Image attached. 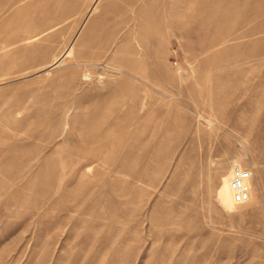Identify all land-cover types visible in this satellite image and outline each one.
Wrapping results in <instances>:
<instances>
[{
    "label": "rangeland",
    "instance_id": "1",
    "mask_svg": "<svg viewBox=\"0 0 264 264\" xmlns=\"http://www.w3.org/2000/svg\"><path fill=\"white\" fill-rule=\"evenodd\" d=\"M0 264H264V0H0Z\"/></svg>",
    "mask_w": 264,
    "mask_h": 264
},
{
    "label": "built area",
    "instance_id": "2",
    "mask_svg": "<svg viewBox=\"0 0 264 264\" xmlns=\"http://www.w3.org/2000/svg\"><path fill=\"white\" fill-rule=\"evenodd\" d=\"M231 172L228 186L231 189L232 201L237 204L247 203L250 199V187L247 182H249L252 172L248 167L239 166L235 163Z\"/></svg>",
    "mask_w": 264,
    "mask_h": 264
}]
</instances>
